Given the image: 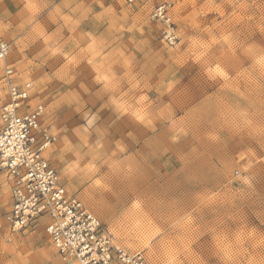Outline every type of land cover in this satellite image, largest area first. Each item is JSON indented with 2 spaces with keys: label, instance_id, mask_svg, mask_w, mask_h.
<instances>
[{
  "label": "rangeland",
  "instance_id": "obj_1",
  "mask_svg": "<svg viewBox=\"0 0 264 264\" xmlns=\"http://www.w3.org/2000/svg\"><path fill=\"white\" fill-rule=\"evenodd\" d=\"M0 38V113L10 66L56 138L46 159L116 245L264 264V0H0ZM10 209L0 174V264H62Z\"/></svg>",
  "mask_w": 264,
  "mask_h": 264
},
{
  "label": "built area",
  "instance_id": "obj_2",
  "mask_svg": "<svg viewBox=\"0 0 264 264\" xmlns=\"http://www.w3.org/2000/svg\"><path fill=\"white\" fill-rule=\"evenodd\" d=\"M165 13L160 5L153 17L162 20ZM9 50L0 38V60ZM14 76L7 66L3 81L9 100L0 113V174L10 185L11 209L5 217L9 228L24 232L42 226L62 264H147L141 252L116 245L83 201L67 193L45 157L56 138L43 124L42 106L22 111L31 83H18Z\"/></svg>",
  "mask_w": 264,
  "mask_h": 264
},
{
  "label": "crops",
  "instance_id": "obj_3",
  "mask_svg": "<svg viewBox=\"0 0 264 264\" xmlns=\"http://www.w3.org/2000/svg\"><path fill=\"white\" fill-rule=\"evenodd\" d=\"M27 82H29V81H27Z\"/></svg>",
  "mask_w": 264,
  "mask_h": 264
}]
</instances>
